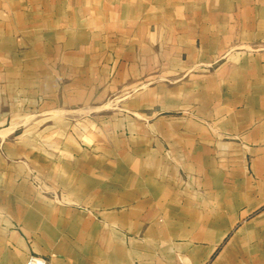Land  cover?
Masks as SVG:
<instances>
[{"label":"crops","instance_id":"obj_1","mask_svg":"<svg viewBox=\"0 0 264 264\" xmlns=\"http://www.w3.org/2000/svg\"><path fill=\"white\" fill-rule=\"evenodd\" d=\"M264 264V0H0V264Z\"/></svg>","mask_w":264,"mask_h":264},{"label":"built area","instance_id":"obj_2","mask_svg":"<svg viewBox=\"0 0 264 264\" xmlns=\"http://www.w3.org/2000/svg\"><path fill=\"white\" fill-rule=\"evenodd\" d=\"M26 264H51V263L47 259L33 254L28 258Z\"/></svg>","mask_w":264,"mask_h":264}]
</instances>
